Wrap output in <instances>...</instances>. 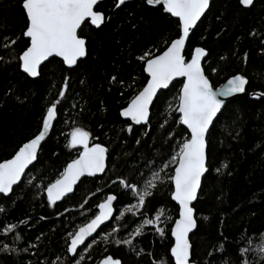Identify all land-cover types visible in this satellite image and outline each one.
<instances>
[{
	"label": "trees",
	"instance_id": "obj_1",
	"mask_svg": "<svg viewBox=\"0 0 264 264\" xmlns=\"http://www.w3.org/2000/svg\"><path fill=\"white\" fill-rule=\"evenodd\" d=\"M117 2L105 0L96 6L106 19L102 27L88 25L79 31L86 40L87 54L74 68L51 59L41 66L37 79H30L20 72L13 58L24 48L22 40L8 49L2 46L5 36H18L24 29L20 0H0V162L11 158L19 146L39 133L46 107L59 98V89L68 78L65 98L58 105L57 118L38 159L10 199L0 196L4 209L0 212V249L5 245L16 249L15 253L0 251V264H52L57 258L60 264L69 260L75 264L66 253L68 234L89 222L107 195L119 196L124 191L120 179L142 187V176L150 179V170L171 151L169 144L180 139L169 140L160 125L167 119L165 128L175 133L179 127L172 123L178 115L168 108L170 103L175 107L181 81L158 94L148 125H133L129 132L130 122L119 116L146 82L137 56L147 50L162 52L177 37L178 28L174 18L157 10L160 6L126 0L116 8ZM195 47L207 52L202 67L213 88L237 74L248 83L246 94L229 101L211 128L209 170L193 206L197 227L189 237L191 262L239 264L243 238L258 240L264 236V95L250 97L264 93V0H255L250 8H242L238 0H212L190 33L184 52L187 58ZM74 128L88 131L90 143L108 149L105 171L82 179L68 197L50 207L44 188L76 157L78 149L66 147ZM169 187L168 183L160 184L139 210L141 214L126 211L136 202L130 192L123 202L116 201L112 221L87 243L90 248L78 251L75 259L82 256L81 264H98L107 256L121 264H160L167 260L170 229L178 216ZM160 207L169 217L160 225L166 232L163 239L145 227L132 245L116 244L117 239L131 238L130 233L142 220L153 217ZM9 223L16 225L15 232L4 235L3 227ZM113 228L118 231L113 233ZM16 235L21 237L19 241L14 239ZM247 259L251 264H264L252 254Z\"/></svg>",
	"mask_w": 264,
	"mask_h": 264
},
{
	"label": "snow or ice",
	"instance_id": "obj_2",
	"mask_svg": "<svg viewBox=\"0 0 264 264\" xmlns=\"http://www.w3.org/2000/svg\"><path fill=\"white\" fill-rule=\"evenodd\" d=\"M125 2L126 0H118L116 8H120ZM145 2L150 7L160 6L157 10H162L168 17L175 18L173 22L177 25L178 34L159 54L147 50L137 56V60L142 62L146 82L132 96L127 106L120 110L119 116L131 121L127 127L129 132L132 131L133 125H148L150 106L153 105L158 92L168 89L177 78H182V86L175 98V107L173 108L170 103L168 108L169 112L178 113L177 117L172 118V123L179 127L175 133L170 127L165 128L167 119L165 124L160 125L169 140L175 139L176 136L180 139L174 145L169 144L171 151L166 157H161L158 166L150 170V179H144L142 176L144 180L142 187H139L137 182L120 179L119 184L124 191L119 196L107 195L97 206L98 214L77 231L68 234L66 253L72 256L75 264H81L83 259L82 256L79 260L75 259L79 254V246L85 245L86 239L112 217L115 201L123 202L130 192L136 202L126 211L133 215L141 214L139 210L144 208L147 199L153 196L154 190L163 183L170 185V201L174 202V207L178 206V218L170 229L172 241L168 252L169 258L162 260L160 264H190L192 245L189 233L197 227L192 205L198 198L202 177L209 170L207 161L211 128L225 104V99L244 93L245 85L248 83L243 75L237 74L229 78L226 85L214 89L202 67V59L207 55L206 50L195 47L190 53V58L184 54L190 33L209 9L210 0H145ZM97 4L98 0H20L25 17L24 29L18 36H5L2 46L8 49L22 40L24 48L13 58L18 61L20 72L28 78L39 77L41 65L50 57H59L63 64L71 69L87 54L86 40L79 35V31L89 24L99 29L104 23V14L95 10ZM252 4L253 0H238V5L242 8H248ZM215 71L216 69H213V72ZM67 80L65 77L64 85L59 89V98L46 107L39 133L19 146L10 159L0 162V196L10 199V194L14 193L13 186L21 182L25 170L38 159L41 142L45 140L57 118L61 99L65 98ZM111 80L115 82L116 77L113 76ZM262 95L264 93L254 94V98L258 99ZM66 147L69 150L78 149L77 155L66 164L59 176L44 188L50 207L72 193L74 185L81 177H95L105 171L108 149L99 143H90L88 131L74 128L69 133ZM0 212H4L2 207ZM168 219L164 208L160 207L155 210L153 217H145L142 220L134 232L130 233L131 238L117 239L115 242L118 245L130 246L135 237L144 234L145 227H151L163 239L166 232L160 225L166 223ZM15 229L16 225L9 223L3 227V234L13 233ZM112 231L115 233L118 229L113 228ZM14 239L19 241L21 237L16 235ZM243 241L238 249L241 257L239 264H251L247 259L249 254L264 261V236L258 240L244 237ZM86 247L90 248L91 244ZM0 251L15 253L16 249L5 245ZM24 251H27V248ZM52 264H60L58 258ZM67 264H72V261H67ZM101 264H121V261L107 256Z\"/></svg>",
	"mask_w": 264,
	"mask_h": 264
},
{
	"label": "water",
	"instance_id": "obj_3",
	"mask_svg": "<svg viewBox=\"0 0 264 264\" xmlns=\"http://www.w3.org/2000/svg\"><path fill=\"white\" fill-rule=\"evenodd\" d=\"M103 1H105V0H98V4L102 3ZM211 1H212V0H210V3H211ZM254 1H255V0H253V3H254ZM98 4H97V5H98ZM251 6H252V5H251ZM251 6H250V7H251ZM250 7H248V8H250ZM95 10H96V8H95ZM207 10H208V9H207ZM207 10H206V11H207ZM205 13H206V12H205ZM201 18H202V17H201ZM174 19H175V18H174ZM105 21H106V19L104 20V22H105ZM199 21H200V20H199ZM199 21H197V24H198ZM103 24H104V23H103ZM103 24L101 25V27L103 26ZM197 24H196V25H197ZM89 26L92 27V28H94V29H97V28H95L94 26H92V25H90V24H89ZM194 28H195V27H194ZM187 41H188V40H187ZM186 44H187V42H186ZM86 52H87V49H86ZM85 57H86V56H85ZM85 57L80 58V59L78 60V62L81 61V60H83ZM205 57H206V56H205ZM205 57L202 59V64H203V61H204ZM51 59H57V60H59V61L62 62V60H61L59 57H50L49 60H51ZM49 60H48V61H49ZM48 61H45L42 65H44V64L47 63ZM78 62H77V63H78ZM62 63H63V62H62ZM42 65H41V66H42ZM63 65H64V64H63ZM75 66H76V65H74L72 68H74ZM64 67L68 68V67L65 66V65H64ZM68 69H69V68H68ZM37 78H38V77H37ZM37 78H30V79H37ZM230 78H231V77H230ZM228 79H229V78H228ZM228 79H227V80H228ZM181 80H182V78H177V80H175V81H181ZM227 80H226L222 85H226V84H227ZM175 81H173L172 84H173ZM172 84H170L169 88L171 87ZM222 85H221V86H222ZM221 86H219L218 88H220ZM169 88H168V89H169ZM168 89H162V90H160V91L158 92V94H159L160 92H162V91H166V90H168ZM214 89H216V88H214ZM246 89H247V84L245 85V92H244V93L235 94L234 96L228 97V98H226V99H225V98H222V99H225V104H224V106H225L229 101H231V100H233V99H236V98H238V97H241V96L245 95V94H246ZM254 94H258V93H252V94H250V97L253 98V99H257V98H254ZM157 96H158V95H157ZM155 99H156V98H155ZM155 99H154V101H155ZM126 106H127V105H126ZM151 106H152V105H151ZM151 106H150V109H151ZM224 106H222V110H223ZM222 110H221V111H222ZM176 114L178 115V113H176ZM219 114H220V113H218V115H219ZM122 119L125 120L124 118H122ZM125 121H126V120H125ZM129 122L131 123V121H129ZM134 126H142V125H134ZM25 143H26V142H25ZM42 143H43V141L41 142V145H42ZM40 147H41V146H40ZM39 150H40V149H39ZM39 150H38V153H39ZM9 159H10V158H9ZM35 162H36V161L33 162V165H34ZM31 166H32V165H29V168H30ZM29 168H28V169H29ZM28 169L25 170V173H26V171H27ZM98 174H99V173H98ZM24 175H25V174H24ZM24 175L22 176V179H23ZM205 175H206V174H205ZM205 175L202 177L201 185H202V181H203ZM84 178H89V177H81V179L77 182V184H78L82 179H84ZM21 181H22V180H21ZM19 184H20V183H19ZM19 184H18V185H19ZM77 184H76V185H77ZM18 185H14L13 187L15 188V187L18 186ZM76 185H74V187H75ZM200 189H201V188H200ZM200 189H199V191H198V195H199V193H200ZM70 194H71V193L67 194L66 197H68ZM66 197L62 198V200L65 199ZM60 201H61V200H60ZM103 201H104V200H103ZM103 201H102V202H103ZM196 201H197V200H196ZM196 201L193 202V205H192V206H194V204L196 203ZM115 202H116V201H115ZM115 202H114V208H113V215H112V217H110L109 220L105 221V222H104V223H103V224H102V225L96 230V232H94V233L92 234L91 237H88V238L86 239V241H85V245H81V246H79L78 251L81 250V249H83V248L87 245V243L90 242V241L95 237V235L99 232V230H100L102 227L108 225V224L112 221L113 217L115 216ZM100 203H101V202H100ZM100 203H99V204H100ZM173 203H174V202H173ZM177 207H178V206H177ZM98 212H99V209H98V207H97V213H96V214H98ZM93 218H94V217H93ZM177 218H178V216H177ZM177 218H176V219H177ZM194 218H195V211H194ZM89 222H90V221H89ZM174 222H175V221H174ZM87 223H88V222H87ZM87 223H86V224H87ZM173 224H174V223H173ZM84 225H85V224H84ZM84 225H83V226H84ZM81 227H82V226H81ZM79 228H80V227H79ZM79 228H78V229H79ZM78 229H77V230H78ZM77 230H76V231H77ZM195 230H196V228L193 229V231H192L191 233H189V237H190V235H192V234L195 232ZM170 237H171V231H170ZM171 239H172V237H171ZM69 256H70V255H69ZM70 257H72V256H70ZM103 259H104V258H103ZM103 259H102V260H103ZM113 259H114V258H113ZM102 260H100V262H99L98 264H101V261H102ZM190 264H194V263L191 262V256H190Z\"/></svg>",
	"mask_w": 264,
	"mask_h": 264
}]
</instances>
